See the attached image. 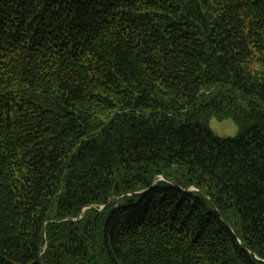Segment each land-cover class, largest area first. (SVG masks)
Masks as SVG:
<instances>
[{"label":"trees","instance_id":"trees-1","mask_svg":"<svg viewBox=\"0 0 264 264\" xmlns=\"http://www.w3.org/2000/svg\"><path fill=\"white\" fill-rule=\"evenodd\" d=\"M41 256L264 264V0H0V264Z\"/></svg>","mask_w":264,"mask_h":264},{"label":"rangeland","instance_id":"rangeland-1","mask_svg":"<svg viewBox=\"0 0 264 264\" xmlns=\"http://www.w3.org/2000/svg\"><path fill=\"white\" fill-rule=\"evenodd\" d=\"M210 126L212 130L219 136H235L238 133V126L231 118L224 120L212 118L210 121ZM192 189L194 190L195 188Z\"/></svg>","mask_w":264,"mask_h":264},{"label":"water","instance_id":"water-1","mask_svg":"<svg viewBox=\"0 0 264 264\" xmlns=\"http://www.w3.org/2000/svg\"><path fill=\"white\" fill-rule=\"evenodd\" d=\"M164 180H166L165 178H163ZM196 189V188H195ZM210 204L212 205V207L214 208V210L219 214V216L224 219V217L222 216V214L219 212V210L216 208V206L214 205V203L212 202V200L207 196ZM44 234H46V231L44 232ZM43 247H44V251L45 249L47 248V239H46V236L44 235V238H43ZM255 255V254H253ZM41 264H42V256H41Z\"/></svg>","mask_w":264,"mask_h":264}]
</instances>
